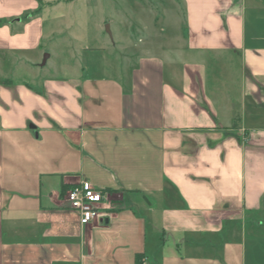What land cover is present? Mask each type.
Returning <instances> with one entry per match:
<instances>
[{
    "label": "crops",
    "instance_id": "crops-1",
    "mask_svg": "<svg viewBox=\"0 0 264 264\" xmlns=\"http://www.w3.org/2000/svg\"><path fill=\"white\" fill-rule=\"evenodd\" d=\"M181 1L167 59L38 85L1 76L42 0H0V264H264V0ZM82 182L107 196L85 227Z\"/></svg>",
    "mask_w": 264,
    "mask_h": 264
},
{
    "label": "rangeland",
    "instance_id": "rangeland-1",
    "mask_svg": "<svg viewBox=\"0 0 264 264\" xmlns=\"http://www.w3.org/2000/svg\"><path fill=\"white\" fill-rule=\"evenodd\" d=\"M41 10V48L14 53L1 79L39 85L46 79L124 77L142 55L167 59V47L174 46L170 35L186 29L181 0H42Z\"/></svg>",
    "mask_w": 264,
    "mask_h": 264
},
{
    "label": "built area",
    "instance_id": "built-area-1",
    "mask_svg": "<svg viewBox=\"0 0 264 264\" xmlns=\"http://www.w3.org/2000/svg\"><path fill=\"white\" fill-rule=\"evenodd\" d=\"M107 200L103 190L92 187L87 182H82L66 193V202L71 210L75 211L81 227L99 222L106 216V209L102 207Z\"/></svg>",
    "mask_w": 264,
    "mask_h": 264
},
{
    "label": "trees",
    "instance_id": "trees-1",
    "mask_svg": "<svg viewBox=\"0 0 264 264\" xmlns=\"http://www.w3.org/2000/svg\"><path fill=\"white\" fill-rule=\"evenodd\" d=\"M40 11H41V7H40L37 11H35V12H33V13L26 14L25 16H23V17L21 18V20H22V21H26V20L29 19L30 17H32V16L38 14ZM6 23H7L6 21H0V25H4V24H6Z\"/></svg>",
    "mask_w": 264,
    "mask_h": 264
},
{
    "label": "water",
    "instance_id": "water-1",
    "mask_svg": "<svg viewBox=\"0 0 264 264\" xmlns=\"http://www.w3.org/2000/svg\"><path fill=\"white\" fill-rule=\"evenodd\" d=\"M105 31H106L108 34H110V32H109V27H108V26H105ZM47 58H48V54H45V55L43 56V62H42V65L45 64V61L47 60Z\"/></svg>",
    "mask_w": 264,
    "mask_h": 264
}]
</instances>
